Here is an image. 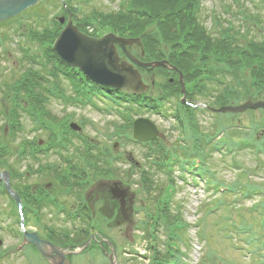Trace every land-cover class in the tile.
I'll list each match as a JSON object with an SVG mask.
<instances>
[{"label": "rangeland", "instance_id": "obj_1", "mask_svg": "<svg viewBox=\"0 0 264 264\" xmlns=\"http://www.w3.org/2000/svg\"><path fill=\"white\" fill-rule=\"evenodd\" d=\"M67 1L68 0H65L66 3ZM70 1L72 4H70V8L73 23L77 24L75 22L76 20L80 22L82 21L83 28L80 29L89 35H104L106 33H109L111 28H105L101 26V24L99 26V22L96 21V19L93 22H90L91 20L87 19V15H90L94 11L98 13L102 12L109 14L118 12L121 8V5L129 2V0ZM138 1L143 6H147L146 8L149 12L148 14H151L152 11L158 10L156 5L161 4L162 7V5L165 3V0H147L145 2H143V0H136L134 6L137 9V6H139V3H137ZM238 1L240 2V4H243V8L249 9L250 11L253 10L252 0ZM185 2L186 0H179V3L182 4L181 7L184 13L187 12L188 9V6L184 5ZM230 2L234 3L233 0H230ZM63 4L64 1L62 0H46L39 5L40 8L36 9L38 11L37 17H39L40 15H42V18L46 17L43 18L45 26L51 25L54 18L55 26H52L53 30L52 28L50 29L54 34L56 28L60 26L58 18L61 17L62 14L65 15L67 13L66 11H63ZM225 4H223V0H204L203 7L204 11H206L207 14H211L213 17L219 16L225 21H231V19L229 20L228 18L230 16L223 13L224 11L222 9V6ZM80 7L82 8L81 11L83 10L82 12H80L79 10ZM232 9L234 11L239 10L238 6H233ZM87 11L88 14H84V12ZM55 15L58 18H56ZM142 15L143 14H141L140 17H142ZM145 15V21L143 22L144 28H140L139 32L150 34L152 32H157L156 30L161 31V24L157 23L156 18L153 17L151 19L149 15H147V13ZM20 17L17 18L16 21L17 29H19L20 27L25 28L24 31L26 40L18 35V30L17 32L16 30H13L8 33L9 39L5 40L6 42L8 41V44L2 46L4 44V41L0 40V108L2 111L0 119H6L8 110L10 109L9 102L5 94L8 88L6 87V84L15 83L16 80L19 79L22 75V72L25 69L24 67H26V69L30 68L31 71H42V66L40 65L30 64L28 66L26 62L23 63V61H21L22 57H24V51H19V43L21 41L25 43L26 48L29 51L28 54L30 55V58L34 57L35 60L40 63L42 61L43 63L46 62L44 59H42V42L39 43L38 37L36 35L32 36L31 38L30 36H28L29 34L27 32V29L34 28L31 25V20L28 21L27 19H22V17ZM155 20L156 22H154ZM203 20L206 27L212 28L213 22L215 21L214 18H204ZM240 24L241 23L237 22L236 26L239 27ZM0 29L1 31H3L5 30V27L1 25ZM42 29L43 27L41 26L40 30ZM10 30H12V28ZM42 32L44 31L42 30ZM114 34L116 36L123 37H139L142 44H145V41H147L148 44V41L150 40L148 38L150 36H145L143 34L135 35L131 34V32H128L125 35H122L121 33H116L115 31ZM51 36L53 37V35ZM50 44H45V49L49 47ZM144 48L146 50L145 54H147V46L144 45ZM154 48L156 49H153V56L155 58H160L161 56H159L157 53L159 52L157 46H155ZM176 50H178V47H176ZM176 50H174V47L166 45L165 55H162V57L168 60L170 58L168 54L174 53L176 52ZM121 54L122 50L121 53L119 52L120 56ZM24 58L30 60V58H26V56ZM145 61L147 62L148 60ZM168 63L171 65L174 64L177 67L174 60H170L168 61ZM20 64L24 66L20 67ZM47 70H49V68ZM164 71L163 68L156 67L152 72H145L143 74L142 81L146 86H148L146 94L159 95L161 91L160 89L165 88L168 90V88H170V90H172L173 92V95L170 96V98H173L181 94L182 86L187 87L192 82V80H190L189 77L182 71L177 72L174 70V68L167 67L164 69ZM70 73L73 74V72L71 71ZM46 79L48 81L44 82L43 87L53 89V86L49 84L52 81V78L47 77L46 75ZM155 79L157 80L156 86H152L151 84ZM62 82V86H64L65 84V93H67V95H70L72 91L69 92L71 89L67 81L63 78ZM191 88H195V90L197 91L200 90L195 86L194 81ZM201 99L203 100V98ZM248 99H252L254 101L253 97H248L246 100L240 103L230 102L227 106H238L242 103H245ZM215 100L216 97L210 99L209 101L216 105L217 101ZM100 103L101 102H99V104ZM100 105L102 106V103ZM204 106L205 103L203 102L201 105H199L200 108L198 110H201L202 112L199 111L200 113L195 116L194 123H192V125L194 124L193 126H191L190 124L186 125V130H179L176 123L177 119L174 115H172L173 118L171 116V113L176 111L175 101H173L172 106H166L168 108V119H164V117L159 115L147 113V111H141V113H139L138 115L148 118V120H150L158 129V139H160V142H163L166 148L178 150V153L179 151L180 153H182L181 151L184 150V144L183 141H181V131H184L183 136L190 142H193V140L196 139L194 130H199L202 133V137L207 134H212V136L218 134L217 136H215L216 142L221 140L223 138L222 136H224L225 138H229V132L232 133V137L236 141H241L246 138H252L258 143H261L264 140V108H261L259 110L247 109L243 112L228 111L214 113L212 111L205 110ZM49 107L51 109L52 116L55 118L51 120L48 117V119L55 122L56 125H62V123L67 120V117L72 118L70 119L71 121H69V123L74 122V124H79V126L83 125L82 123L84 120L87 121L86 126L82 127V134L89 139V147L93 149L90 152L92 153V155L97 153L99 149L100 152L101 149H109L111 152H114V154L116 153L115 155H120L123 158L119 162H115L114 169L120 170V174L118 175H120L121 178L123 177V180L125 182L124 190L127 191L124 205L125 212L122 210L120 200L112 197L113 193L108 188L100 189L99 187H96L97 181H99L102 177L91 176L90 183L86 185L87 188L79 192L81 193L80 196L82 195L83 199L87 198V201L88 199L90 200L89 209L92 215H88V219H93L94 223L96 224V229L89 230L92 232L97 231L98 229H102L101 231L111 239L116 249L117 264H148L153 260V244H155V242L157 241L152 240V238L149 236L148 223L153 220V217L155 215H149L150 213H152V210L148 211L146 209L147 211H145V198H148L147 196H145L144 192L141 189L142 183H140V180L142 176L140 175L139 171L144 166L147 167L150 159H146V157L140 150V147L137 145L124 143H119L116 146L113 145L116 139H120L118 134H116V130H119L118 126L121 127L125 124L124 117L119 116V114L112 115L106 110L100 111L93 104L83 107L74 105L67 106L58 100H53ZM203 108L205 111L203 110ZM133 114L131 116H138L136 112ZM22 122L24 123L26 129L24 131V136L23 134H21L16 138V143H20L19 141L21 138H26L27 140H41L42 143V139H45L47 133L36 131V126H34L33 119L28 116H25V118L22 119ZM0 126V143L4 141L6 143L5 145L9 144V146L12 147L10 149H14V151L11 150L9 152V157L7 153H3V155L1 156V161L3 160L4 163L0 162V173L8 171L9 181H12V184L17 186V177H19L23 172L26 173L29 170L31 164H33V161L31 159L21 160L17 157L16 153H18L19 151L18 147L16 148V143H13L11 141L12 136L14 137V135H11V137L8 138L9 136L7 134V136L4 138L6 133L1 130V128H8L9 126H7V124L3 122H0ZM129 128H133V126L131 125ZM67 150L68 151L65 150L64 153L69 154L73 152L72 156H75L74 162L77 165L81 164L84 168L86 160L84 159L83 161H81V154H84L83 151L81 152V150L87 151V149L84 148L83 145L77 140L73 146H71L70 148L67 147ZM255 152L260 153L259 151L254 150L253 147H248L245 149H241L237 153L235 152L233 156H235V159L241 162L243 168H246L248 170V175H246L248 180L264 186V153L257 154ZM13 153L15 154L12 155ZM212 154L213 156L211 158L208 157L207 159L216 173L217 182L232 184L239 178L246 179V176H240L241 173L238 172L239 168L231 166V161L233 159L231 156H225L216 151ZM99 158L101 160L98 161V166L101 168L105 167L104 156H99ZM54 161L58 162L57 153L54 152H51L49 157L45 155L42 158V164L44 165H46V162ZM132 163H136L137 165ZM35 165V167H37L38 164ZM15 167H19L20 170H15ZM203 172L204 171L201 170V174H203ZM29 173L30 172L28 171L27 174ZM93 174L94 173H92V175ZM178 174L179 172L177 170L176 172H173L177 190L174 199L176 201V204L178 203L181 206V215L182 219L185 222L186 228L184 236L187 237L189 241L188 246L183 242L179 243V247L187 253L188 258H184L185 261L187 260V264H262L264 261V257L262 256V254H264V252L262 250H259L260 253H258V249L255 251V245H246L244 244L246 241L242 242L243 239H240L239 237H237V243V241L234 239L236 235L233 231L234 222L240 224L245 220L247 221L246 223H252L255 231L261 230V228L259 227V222L260 220H262V215L259 213L262 212V209H260V211L258 212H255L254 209L251 211L250 208L255 203V199L259 200L260 198H247L243 201L241 196L242 193L238 192L236 195L234 193L233 196L226 194L222 197L218 196V199H214L212 191L208 190L207 184L205 185L204 181L202 182V180H200L198 182V185H196L187 173H184L185 177H182V175L179 176ZM158 177L164 178V175L158 173ZM28 178L29 180L25 182L24 187H17L22 191H28L29 193L32 192L30 194H32L33 196H36L35 194L38 193V188L40 187H46L47 189H49V191H53L60 195H66L65 189H63L65 187V184L60 181L56 182L54 176L40 178L37 174L30 173L28 175ZM73 190L76 189L74 188ZM236 197H238V201H240L238 202L239 204H233ZM6 198L7 197L5 196H0V264H46L34 248L29 249V251H24V253L23 251L17 253L15 252V248L17 247L16 245H18L20 241L19 237L22 236V232L24 231L39 229L40 235L46 236V233L42 228L45 224L46 226H51L53 228L54 226L55 228H68L67 230H70V235L74 236L76 234L75 230L77 232H81V230H79L80 228H78L79 226H81V228H84V226L87 227L85 222L87 215H84L83 220H75L70 219L68 216H65L62 213H56L57 210L55 209H51L50 211H42V221L32 220L29 224L22 228L20 226V221L17 222L15 210H11ZM65 199H67L66 203L68 204L69 209L74 210L75 208H78L79 204L77 202V196H75L74 194L70 196L67 195ZM213 200L215 201L213 202ZM219 200H221V203L224 204V206L216 211V214L208 215V212L206 213L205 211L206 208L208 206L212 207L213 205L218 203L216 201ZM263 201L264 199H260L258 202L261 204ZM228 203L230 204L229 206L235 205L236 209L233 206H227ZM23 215L26 219L25 211ZM221 216H223L224 218H229V220H231L230 225L229 223H227L228 226L225 225V227L223 228L222 225H220V218H222ZM200 222H202V224H200L199 226ZM158 223H160L157 233L159 241L156 242V244H158L156 246L157 248H163L164 245L160 244V242L164 244V242L169 241V230L166 224L161 220ZM205 224L206 228H203ZM76 225L77 228L75 227ZM59 240L60 243H62L67 239L62 236ZM4 251H8L9 254L6 256H2ZM72 262L74 264H110V260L103 254V252L99 248L89 249L87 253L73 258Z\"/></svg>", "mask_w": 264, "mask_h": 264}, {"label": "trees", "instance_id": "obj_2", "mask_svg": "<svg viewBox=\"0 0 264 264\" xmlns=\"http://www.w3.org/2000/svg\"><path fill=\"white\" fill-rule=\"evenodd\" d=\"M145 1L147 0H143V2ZM135 2L136 0L134 3ZM203 2L204 0H186L184 5H187L188 9L185 13L183 12L181 7L182 4L179 3V0H165L162 7L161 4L156 5L158 10L152 11L151 14H148L147 6H143L139 1L137 2L139 3L137 7L141 12L133 3L132 11L120 10L119 12L110 14L94 11L91 14L94 15V18L101 26L111 28V30L116 33L125 35L131 32V34L135 35L143 34L145 36H150L148 37L150 39L148 44L147 41L144 43L148 49L147 58L151 60L163 59L164 57H162V55H165L166 45L174 47V50L178 47L176 52L168 54V56H170L169 60H174L180 71L187 75L190 80L193 81L198 79L203 74L210 75L216 78L214 80L219 79L224 87L231 90L229 92H223L222 87H218V80L211 81L215 85L212 87L211 85L208 86L207 90L202 92V97L205 101L214 98L213 91L216 87L217 92L222 91L225 96L223 103H240L248 97H253L254 100H264V16L258 13L261 11H248L241 6L237 17H228L231 21H225L219 16L213 17L211 14H207L206 11H204ZM226 3L224 9L231 10L233 6L235 7V4L231 3L230 0L226 1ZM81 9L80 7V12L83 11H81ZM146 13L151 19L153 17L156 18L157 23L161 24V31L156 30L157 32H152L150 34L139 32L140 28H144L143 22L145 21L144 18ZM84 14H88V11L84 12ZM141 14H143L142 17H140ZM88 16L89 15H87V17ZM204 18H214L215 21L213 22L212 28L205 26ZM156 20L154 22H156ZM241 20L243 22H240ZM75 22L78 24L79 28H83L82 21L76 20ZM237 22L241 23L239 27L236 26ZM52 24L45 26L44 19L42 18V30L44 31L42 32V59L46 61L45 63L42 61V71H31L30 68L26 69V67H24L25 69L22 75L15 83L6 84L8 93L6 92L5 94L10 109L8 110L6 119L2 118L3 120L0 119V122L9 126L11 133L8 138L14 135L11 141L16 143V138L21 134L24 136V131L26 129L22 119L25 118V116L30 117L33 119L36 130L42 132V128H45L43 132L48 134V139L50 141L49 145H52V147L55 148L54 151H57L58 154V144H56L57 140L55 139V133L57 132L56 129L61 128L62 125L60 124L59 126L56 125L55 122L50 121V119L52 120L55 117L52 116L49 107L52 101L55 100L54 98L56 97L54 96H57V91H59L63 84V75L56 71V67L65 72H73V76L76 75L75 77H78L77 79L79 80H81L82 77H80L78 71L70 70L51 48L53 42V40L51 41ZM51 28L52 30H50ZM45 44H50V46L45 49ZM155 46L158 48L159 52L157 53L161 56L160 58H155L153 56V49H156L154 48ZM21 61L24 63V59H21ZM48 68L49 70H47ZM46 75L52 78V81L48 83L53 86V90H49L48 87H43L44 82L48 81ZM209 81L210 80H207V82ZM252 87H256L257 91H253ZM49 91H52L51 93L53 96L49 95ZM1 113L2 111L0 108V116ZM48 117L50 119H48ZM1 130L6 133L4 136L5 138L8 133L4 128H1ZM38 141L39 140L36 139L27 140L26 138H21L19 141L20 143H16V148L18 147L19 150L18 155L16 154L17 157L21 160L31 159L33 161V164H31L28 170L30 173H38V177L40 178L54 176L56 182L60 181L64 183L63 175L66 171H62L59 163L56 164L55 168H47L42 165L41 157H34L31 154V152L39 148ZM5 144L4 141L0 143V151L2 152H0V162L3 153H7L9 157V152L11 150L14 151V149H10L12 147H10L9 144L6 146ZM2 146L4 149H2ZM14 154L15 153L12 155ZM37 162L40 165L39 170L35 169V164ZM2 163H4L3 160ZM15 170L19 171L20 168L15 167ZM27 172H23L17 177L16 185L20 188L24 187L25 182L29 180L28 175L30 173L27 174ZM153 182L154 183L151 182L152 184L149 182V185L143 184L144 187H146L147 193L150 195H148L150 197L149 199L145 198V208H147V210H153V200L156 201L159 205L158 209L162 219L168 221L166 226L168 229L172 227L169 232L171 243L183 242L188 246L189 241L187 237L184 236L186 228L182 221L181 208H176L173 203L174 206H171L168 210L163 203H159L158 194H156L158 190L156 189H162L164 183H159L158 180L155 179H153ZM17 186L15 187L18 189ZM164 187H166V185ZM25 192L27 194L29 193L28 191ZM39 198L41 199V196H39ZM45 205L49 206L47 203H45ZM221 217L220 225H222L223 228L227 223L230 225L228 218ZM182 225L183 229L180 231ZM248 225L249 223L247 224L242 221L241 231H238L237 235H246L247 232L245 229H248L246 228ZM204 226L203 228H206V224ZM87 236L86 234L83 235L78 232L75 238H73V242L81 243L84 239L88 238ZM251 237L250 235L246 237L248 243L252 242ZM158 238L157 236L156 242L159 241ZM156 242L153 244L152 254L154 257L151 264H187V260H184L185 253L180 249L174 250L170 248V246L167 247L169 241L164 242V244L160 242V244L164 245V249L161 247L157 248L156 245L158 244H156ZM257 244L258 246L256 245L255 251L262 247L260 243ZM262 264H264V262Z\"/></svg>", "mask_w": 264, "mask_h": 264}, {"label": "water", "instance_id": "obj_3", "mask_svg": "<svg viewBox=\"0 0 264 264\" xmlns=\"http://www.w3.org/2000/svg\"><path fill=\"white\" fill-rule=\"evenodd\" d=\"M41 0H0V22L26 10ZM137 45L142 48L140 38H124L108 33L102 38H93L79 31L71 21L61 32L54 43L55 51L70 66L80 68L94 81L120 88L124 92L142 94L148 87L144 85L142 76L132 63H140L138 59L128 51L127 47ZM121 47L126 57L132 63L122 59L117 50ZM144 66H164L175 68L167 60L143 64ZM264 108V101H247L239 106H224L218 112H243L247 109ZM158 134L155 125L148 119L140 118L135 121V136L142 140H151ZM6 186L10 189L8 172L5 173ZM3 176V175H0ZM113 197L120 200L122 210L125 212V200L127 191L120 186L112 188ZM90 240L79 249L71 250V247H58L48 240L42 239L36 233H25V244L33 243L49 264H71L69 254L81 252ZM111 264H117L115 251L110 255Z\"/></svg>", "mask_w": 264, "mask_h": 264}, {"label": "flooded vegetation", "instance_id": "obj_4", "mask_svg": "<svg viewBox=\"0 0 264 264\" xmlns=\"http://www.w3.org/2000/svg\"><path fill=\"white\" fill-rule=\"evenodd\" d=\"M46 238L49 239L50 241L54 242V243L57 244V245H60V244H61L60 242L55 241V240H54L55 238H49V237H46Z\"/></svg>", "mask_w": 264, "mask_h": 264}]
</instances>
